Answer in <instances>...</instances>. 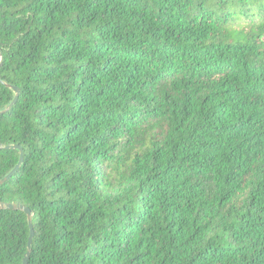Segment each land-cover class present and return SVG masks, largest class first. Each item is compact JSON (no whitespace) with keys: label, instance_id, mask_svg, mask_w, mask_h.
<instances>
[{"label":"trees","instance_id":"obj_1","mask_svg":"<svg viewBox=\"0 0 264 264\" xmlns=\"http://www.w3.org/2000/svg\"><path fill=\"white\" fill-rule=\"evenodd\" d=\"M0 145L28 264H264V0H0Z\"/></svg>","mask_w":264,"mask_h":264},{"label":"water","instance_id":"obj_2","mask_svg":"<svg viewBox=\"0 0 264 264\" xmlns=\"http://www.w3.org/2000/svg\"><path fill=\"white\" fill-rule=\"evenodd\" d=\"M12 89L15 92V100L13 102V104H14L16 102V100L18 99V97H19L20 91L17 88H12ZM13 104L10 106V108L13 106ZM0 147H2V146L0 145ZM6 148L7 149H11V147H6ZM12 148L17 149V150L20 151V163L5 179L0 181V185H2L6 180H8L12 176H14L16 174V172L18 171L19 167L21 166L22 162H23V150H22V148L19 147V146H14ZM5 208L10 209V210H21V211L25 212L27 214V216H28V221H29V226H30L31 232H30V237H29V241H28V252H27V254H26L25 258H24V261H23V264H28V259H29V256H30L32 243H33V239H34V236H35V233H34V230H33V225H32V212H31L30 209L25 208L24 206H17V205H12V204H10V205L0 204V209H5Z\"/></svg>","mask_w":264,"mask_h":264}]
</instances>
